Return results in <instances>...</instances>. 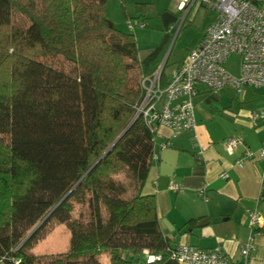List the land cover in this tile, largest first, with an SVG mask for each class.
I'll return each mask as SVG.
<instances>
[{
    "label": "trees",
    "instance_id": "16d2710c",
    "mask_svg": "<svg viewBox=\"0 0 264 264\" xmlns=\"http://www.w3.org/2000/svg\"><path fill=\"white\" fill-rule=\"evenodd\" d=\"M107 3L0 0V264H103V253L110 264H180L156 196L143 194L156 133L137 115L179 17L160 14L162 41L141 54ZM148 5L133 19L145 22ZM60 223L69 250L32 254Z\"/></svg>",
    "mask_w": 264,
    "mask_h": 264
},
{
    "label": "crops",
    "instance_id": "0c3cea01",
    "mask_svg": "<svg viewBox=\"0 0 264 264\" xmlns=\"http://www.w3.org/2000/svg\"><path fill=\"white\" fill-rule=\"evenodd\" d=\"M108 4L109 0L107 18ZM120 6L125 29L113 25L132 32L125 16L134 18L136 8L130 13L123 2ZM161 30L162 40L163 24ZM213 91L199 86L195 98L197 126L193 131L172 137L167 127L157 128V159L143 194L156 196L162 232L175 243L188 242L200 248L221 245L234 260L241 261L240 248L250 234L248 211L256 212L264 221V160L256 156L241 165L237 163L244 158L246 148L257 152L264 146V118L257 125L251 121L253 112H264V88L247 86L238 92L228 86ZM236 135L243 137L244 144L229 155L224 141ZM223 174L228 177L223 178ZM171 181L179 185V190L169 188ZM202 189L206 199L199 194ZM191 220L194 223L186 225ZM255 242L249 264H264V228Z\"/></svg>",
    "mask_w": 264,
    "mask_h": 264
},
{
    "label": "built area",
    "instance_id": "2783aa9c",
    "mask_svg": "<svg viewBox=\"0 0 264 264\" xmlns=\"http://www.w3.org/2000/svg\"><path fill=\"white\" fill-rule=\"evenodd\" d=\"M179 12H189L197 3L205 6L213 14L204 37L186 57L172 70L166 86H162V68L151 76L143 78L141 85L145 91L137 107V115L155 133L159 126L170 129L172 137L183 132L193 131L196 126L195 98L199 86L211 90L233 87L242 92L245 87L264 88V0H175ZM130 30L146 28L141 20L129 19ZM237 54L240 57V71L235 74L225 67L228 58ZM264 118V112L251 114L254 125ZM194 141L195 139L192 138ZM244 144L241 135L225 139V150L234 155ZM259 157L264 160V146L257 152L246 148L245 159ZM155 159L157 156L155 155ZM227 178V174L222 175ZM169 188L179 190V185L171 181ZM205 190L199 194L205 198ZM250 234L241 245L242 260H234L221 245L213 248H200L188 242H176L169 249L171 258L180 264H249L256 250L255 239L262 234L264 221L253 211H248ZM147 262L161 260V255L145 252Z\"/></svg>",
    "mask_w": 264,
    "mask_h": 264
},
{
    "label": "rangeland",
    "instance_id": "374dc122",
    "mask_svg": "<svg viewBox=\"0 0 264 264\" xmlns=\"http://www.w3.org/2000/svg\"><path fill=\"white\" fill-rule=\"evenodd\" d=\"M121 1L130 13H134L136 2L149 4L147 19L145 20L148 27H135L132 30L141 54L147 53L152 46L160 45L162 41L161 35L163 33L161 30L162 24L159 19L160 14L165 10H169L178 15L179 19L175 26V32L168 45L165 56L162 59L163 62L169 52V63L165 68L166 78L170 76V73L176 67L177 62L182 61L190 49L203 37L213 18L212 12L205 6L200 5V3H197L189 12H179L175 0H109L108 20L120 29H125V22L120 19ZM131 19L134 21L133 18ZM120 20L123 23L122 25H120ZM225 67L229 71L238 74L240 71L239 55H231L225 62ZM213 92L217 93L218 91L214 90ZM70 237L71 233L68 227L63 223L57 224L53 227L47 237L41 240L30 251L35 255L65 253L70 248ZM100 257L103 264H110L107 253H103Z\"/></svg>",
    "mask_w": 264,
    "mask_h": 264
},
{
    "label": "water",
    "instance_id": "95a60500",
    "mask_svg": "<svg viewBox=\"0 0 264 264\" xmlns=\"http://www.w3.org/2000/svg\"><path fill=\"white\" fill-rule=\"evenodd\" d=\"M112 25H113V24L111 23V26H112ZM168 54H169V52L167 53L165 59L163 60L162 64L159 66V68H162V67L164 66V63H165V61H166V59H167V57H168Z\"/></svg>",
    "mask_w": 264,
    "mask_h": 264
}]
</instances>
